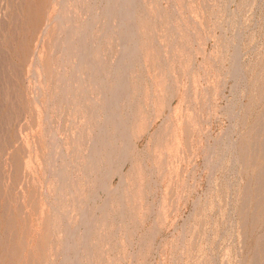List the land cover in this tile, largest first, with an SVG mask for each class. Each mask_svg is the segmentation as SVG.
Listing matches in <instances>:
<instances>
[{
    "label": "rangeland",
    "instance_id": "1",
    "mask_svg": "<svg viewBox=\"0 0 264 264\" xmlns=\"http://www.w3.org/2000/svg\"><path fill=\"white\" fill-rule=\"evenodd\" d=\"M135 2L0 0V264H264V0Z\"/></svg>",
    "mask_w": 264,
    "mask_h": 264
},
{
    "label": "bare ground",
    "instance_id": "2",
    "mask_svg": "<svg viewBox=\"0 0 264 264\" xmlns=\"http://www.w3.org/2000/svg\"><path fill=\"white\" fill-rule=\"evenodd\" d=\"M71 1H72V0H71ZM76 1H77V0H76ZM131 1H132V5H135L134 8L136 9V5H137L138 2H135V1H137V0H131ZM74 2H75V0H74ZM135 3H136V4H135ZM72 5L75 6V3L72 4ZM80 5H81V4H80ZM77 6H78V5H77ZM72 7H73V6H72ZM134 8L131 9V16H132V17L135 16V14H133V10L135 11ZM69 9H70V8H69ZM75 9H76V8H75ZM73 10H74V9H73ZM77 10H78V9H77ZM133 15H134V16H133ZM64 51H66V50H63V52H64ZM68 52H69V51H68ZM64 54H65V53H64ZM64 54L61 55V58H62L61 60H63V57H62V56H63ZM65 55H66V54H65ZM262 118H263V117H262ZM260 120H262V119H260ZM257 123H260L259 125L262 124V123L259 122V121H258ZM257 123H256V125H257ZM262 126H263V124H262ZM254 128H255V127H254ZM256 128H257V127H256ZM51 129H53V128L51 127ZM258 129H260V127H258ZM260 130H261V129H260ZM50 131H52V130H50ZM53 131H54V130H53ZM256 131H257V130H256ZM256 131H255V132H256ZM258 131H259V130H258ZM258 131H257V132H258ZM259 132H260V131H259ZM50 133H51V132H50ZM52 133L54 134L55 132H52ZM54 136H55V134H54ZM56 148H57V147H56ZM244 156H245V155H244ZM263 166H264V165H263ZM260 170H261V169H260ZM262 173H263V172H262ZM257 174H258V173H257ZM257 174H256V176H258ZM261 175H262V174H261ZM261 179H262V178H261ZM263 180H264V179H263ZM123 181H124V180H123ZM261 181H262V180H261ZM255 183H257V181H256ZM247 185H248V184H247ZM263 185H264V184H263ZM260 186H261V185H260ZM256 187L258 188V186H256ZM248 188H249V187H248ZM260 188H261V187H260ZM260 188H259V189H260ZM247 190H248V189H247ZM247 190H246V191H247ZM254 190H255V189H254ZM248 191H250V188H249ZM250 192H251V191H250ZM250 192H249L248 194H250ZM256 192H257V190H256ZM262 192H263V191H262ZM259 193H260V192H259ZM258 196H259V195H258ZM256 197H257V196H256ZM256 197H255V198H256ZM262 239H263V238H262ZM260 240H261V239H260ZM260 240H259V241H260ZM258 243H259V242H258ZM260 247H261V245H260ZM263 248H264V247H263ZM257 255H258V257H259V254H257Z\"/></svg>",
    "mask_w": 264,
    "mask_h": 264
}]
</instances>
